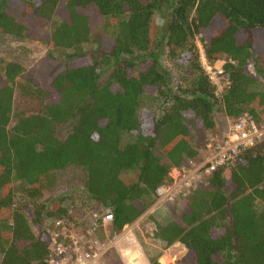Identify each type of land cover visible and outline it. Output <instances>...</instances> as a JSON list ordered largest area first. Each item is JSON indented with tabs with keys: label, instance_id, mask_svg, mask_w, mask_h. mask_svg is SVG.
I'll use <instances>...</instances> for the list:
<instances>
[{
	"label": "trees",
	"instance_id": "trees-1",
	"mask_svg": "<svg viewBox=\"0 0 264 264\" xmlns=\"http://www.w3.org/2000/svg\"><path fill=\"white\" fill-rule=\"evenodd\" d=\"M58 3L0 0V34L63 54L62 70L47 84L0 61V264H46L47 224L57 221L101 226L110 213L100 236L107 242L173 182V169L204 160L203 139L218 133L217 110L264 126V0ZM156 13L164 22L152 41ZM196 38L211 64L232 61L221 95L201 68ZM16 90L35 104L31 115L14 113ZM70 166L81 171L78 184L46 198L53 182L44 177ZM181 195L182 207L155 233L167 247L186 248L179 264H264V138ZM133 244L122 250L126 264H146Z\"/></svg>",
	"mask_w": 264,
	"mask_h": 264
},
{
	"label": "rangeland",
	"instance_id": "rangeland-1",
	"mask_svg": "<svg viewBox=\"0 0 264 264\" xmlns=\"http://www.w3.org/2000/svg\"><path fill=\"white\" fill-rule=\"evenodd\" d=\"M65 3L66 0H59L58 7L63 9ZM91 19H96L95 14H91ZM163 22L161 14H154L150 26V37L152 41L156 40L161 34ZM197 43L202 44L199 38L195 39L194 44L196 47ZM48 52V48L42 43L27 40L21 41L15 39V37L11 35L0 34V61L21 64L26 72H31L32 76L42 84H47L49 79L60 72L63 68V54L61 52H53L52 54L54 57H51ZM123 58L129 59L128 56H123L122 59ZM248 69L254 75L261 78L253 62H250V67H248ZM103 76H105V74H102L100 77L103 78ZM13 99L15 114L27 116L35 111V104L30 102L28 98L21 95L17 90L14 92ZM221 113V110H217L215 113V122L219 133L207 134L203 139V148L205 141L212 137V135L221 136L225 126L231 121L230 119H224ZM15 122L16 119L13 117L9 128H11ZM64 135V131L60 132V136ZM194 164L192 163L191 165L193 170L179 171L173 169L171 171L170 175L173 179V183H171L173 188L171 191L174 194L170 200H160L156 198L154 203L137 220L132 224L125 226L112 238H107V242L102 241L100 236L101 233L107 236L106 230L109 229V225L99 226V224L96 225L93 221L86 224L85 220H82V226L80 225L77 228L83 230L87 229L86 227L88 226V229L93 231L96 240L100 244L102 252H104L101 258V264H126L122 250L125 249L131 241H133V245H135L143 255L146 264H151V261H157L158 264H179L181 260L188 256V252L182 244L175 242L167 247L163 241L156 238L155 233L157 227L164 226L168 223V221L175 216L174 214L180 209V207H182L181 204L184 196L176 194L179 192L177 185L182 183L186 178L190 179L196 177L194 169L197 165L194 166ZM197 164L199 165V163ZM178 172L182 173V177L178 175ZM178 176L180 178H178ZM79 177H81V171L72 166L67 167L63 171L45 176L44 181L53 182L46 190L45 197L48 198L68 192L72 186L78 184L76 182ZM197 182H199V179L195 181V183ZM14 186L15 191L17 192L15 198L19 199L21 197L19 186L17 184H14ZM68 194L71 197L74 196L73 193ZM93 211L97 212L98 215H101L103 212L97 209H94ZM83 222L85 223L83 224Z\"/></svg>",
	"mask_w": 264,
	"mask_h": 264
},
{
	"label": "built area",
	"instance_id": "built-area-1",
	"mask_svg": "<svg viewBox=\"0 0 264 264\" xmlns=\"http://www.w3.org/2000/svg\"><path fill=\"white\" fill-rule=\"evenodd\" d=\"M197 48L202 70L215 88V94L221 95L230 87V81L225 77L224 68L227 63H232V61L223 58L211 64L205 56L203 45L197 43ZM262 138H264V127H259L251 118L244 116L238 120L229 121L221 136L212 135L205 141L204 160L199 165H195L194 174L196 177L186 178L182 183H179L177 185L179 192L176 194L185 192L193 181L210 174L216 168L232 165L242 150L253 146ZM181 174L178 172L179 176ZM179 176L178 178H180ZM172 188L171 184L158 188L155 192L156 198L170 200L174 194L171 191ZM100 219L101 225L106 226L111 224L113 217L110 213H105ZM95 221L93 222L95 223ZM48 225L50 244L49 254L45 259L46 264H101L104 252L88 226L83 230L72 229L61 221L55 222L51 228Z\"/></svg>",
	"mask_w": 264,
	"mask_h": 264
}]
</instances>
